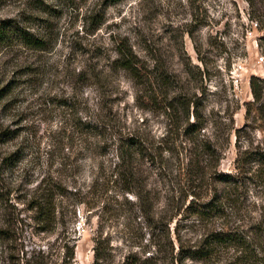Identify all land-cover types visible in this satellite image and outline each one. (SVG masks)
Returning a JSON list of instances; mask_svg holds the SVG:
<instances>
[{"label": "rangeland", "instance_id": "1", "mask_svg": "<svg viewBox=\"0 0 264 264\" xmlns=\"http://www.w3.org/2000/svg\"><path fill=\"white\" fill-rule=\"evenodd\" d=\"M0 20L45 44L0 41V228L8 235L0 264L253 263L236 245L206 243L214 230L263 218L262 182L249 177L264 153V95L255 102L249 83L255 76L264 85V0H0ZM121 54L140 73L159 70L168 86L152 96L118 66ZM176 94L201 98L202 128L186 134L183 115L165 109ZM131 135L163 153L143 183L155 221L181 207L168 231L154 229L125 189L118 138ZM193 141L224 147L219 160L199 149L191 182ZM237 166L231 209L194 212L210 195L195 189L202 194L192 203L187 184L204 188L203 169ZM55 175L66 188L49 224L30 196ZM194 248L211 254L190 258Z\"/></svg>", "mask_w": 264, "mask_h": 264}, {"label": "trees", "instance_id": "2", "mask_svg": "<svg viewBox=\"0 0 264 264\" xmlns=\"http://www.w3.org/2000/svg\"><path fill=\"white\" fill-rule=\"evenodd\" d=\"M15 37L24 41L27 45L44 47V41L40 38L35 37L30 32L21 29L17 25H13L9 20H0V41H5L7 38ZM118 57L116 63L119 67L126 70L134 78L138 79L141 85L145 84L152 96L158 95L160 92V87H167L169 82H162V74L159 70L152 69V72L148 74L145 72L140 73V68L134 64L133 60L127 55ZM139 68V69H138ZM154 72V73H153ZM154 79V83L151 80ZM257 78L251 76L250 78V89L255 102L263 101V89L264 85L260 86L257 83ZM168 81V80H167ZM194 97V96H192ZM153 98V97H152ZM262 100V101H261ZM163 106L170 114H181L184 117L183 129L186 134L193 133L194 131L202 128V101L200 97L188 98L185 94H176L168 96L163 100ZM261 106V105H260ZM194 119L190 122V116ZM86 128H93L89 122H84ZM68 144H72V139L67 138ZM228 140V135H227ZM118 141L121 142L119 147L118 159L121 164L124 165L122 170L127 174L130 179L129 186L125 189L135 195L138 202L139 209L145 219L153 224L154 229H166L168 231V224L172 221L175 215L181 210L180 206H173L167 209L169 212L162 216L161 219L155 221L153 212L154 197L150 195V190L144 186V181L148 178L153 168L161 169V162L164 160L163 153L154 148L152 144L144 139L137 136L131 135L127 137H119ZM223 144L208 141L203 144V149L200 144L193 141L192 150H190L189 156L186 158V174L188 179L191 180V176L194 175L195 166L199 162V151H203L206 155H210L215 160H219V155L221 154ZM202 149V150H199ZM247 154L248 151L243 152ZM258 154V153H257ZM257 163L255 170L252 172L251 180L258 179L262 182L264 188V153H260L255 159ZM146 165L147 168H142L141 165ZM239 172H218L215 168L213 171H206L203 169L201 172L202 178L207 177L208 184L204 188H199V185L187 184L186 192L192 195L190 202L193 203L195 198L201 197L204 193V197L208 199L202 202L199 207L194 210L198 215L212 214L220 215L224 213V209L232 207L233 196L230 188L232 186L240 187L242 184L240 182V168ZM242 180V179H241ZM216 183H221L220 187L215 186ZM213 184V186L211 185ZM44 185V186H43ZM65 181L58 175L50 177V186L46 187L43 183H38L35 192L30 196V201L32 202L31 208L36 210V212L42 217L46 218L47 223L52 224L56 220V201L57 198L63 195L65 191ZM222 185V186H221ZM198 187V188H196ZM195 189H201V192H196ZM264 197V194H263ZM188 208V206H186ZM261 213L263 218L259 219L257 222L249 223L245 220L242 223L233 226L232 228H220L214 230L212 233L207 235L206 245L214 247L223 244H233L241 248V253L250 254L251 261L250 264H264V198L262 200ZM249 220V219H247ZM8 239L7 230L5 228H0V241H5ZM211 251L205 248H194L190 258L193 259H204L208 258ZM72 255V253H70ZM250 261V260H249ZM66 263V262H65Z\"/></svg>", "mask_w": 264, "mask_h": 264}]
</instances>
